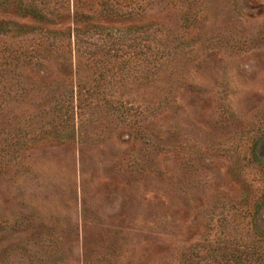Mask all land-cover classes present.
Wrapping results in <instances>:
<instances>
[{"label":"rangeland","instance_id":"1","mask_svg":"<svg viewBox=\"0 0 264 264\" xmlns=\"http://www.w3.org/2000/svg\"><path fill=\"white\" fill-rule=\"evenodd\" d=\"M0 28V264H264V0H0Z\"/></svg>","mask_w":264,"mask_h":264},{"label":"trees","instance_id":"2","mask_svg":"<svg viewBox=\"0 0 264 264\" xmlns=\"http://www.w3.org/2000/svg\"><path fill=\"white\" fill-rule=\"evenodd\" d=\"M31 6V5H29ZM28 12H29V15L32 17V18H35V19H39V20H43V14H42V11L40 9H37L36 7H33L31 6L29 9H28ZM1 30V28H0Z\"/></svg>","mask_w":264,"mask_h":264}]
</instances>
